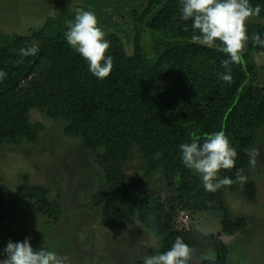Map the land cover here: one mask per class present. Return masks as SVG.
Instances as JSON below:
<instances>
[{
	"label": "trees",
	"instance_id": "1",
	"mask_svg": "<svg viewBox=\"0 0 264 264\" xmlns=\"http://www.w3.org/2000/svg\"><path fill=\"white\" fill-rule=\"evenodd\" d=\"M133 8L128 18L134 29L129 53L121 36L105 32L106 55L113 68L104 79L88 71L85 60L65 41L67 25L49 20L29 38L0 36V140L36 142L42 125L31 122L37 109L50 118L66 122L65 135L81 139L102 168V182L93 194V205L105 207L112 227L123 228L132 216L162 238L150 255L166 251L182 237L190 249L212 246L216 259L203 264H227L228 246L213 235L175 228L180 211L224 209V188H237L256 199L257 186L246 173L257 166L252 153L254 132L264 133V84L253 80L251 55L264 50V24L245 21L249 39L239 61L229 65L231 82L220 79L227 59L219 41L207 47L192 41L191 21H181V0H147ZM259 6L264 20V0H249ZM187 26V31L185 30ZM1 39H4L3 41ZM31 41V44H29ZM36 48L35 54H24ZM23 50V51H22ZM224 131L235 148L234 167L220 169L218 178L229 177L230 185L206 191L201 176L186 168L179 145L216 131ZM145 162V175L162 171L167 189L177 191V200L167 204L154 197L135 177L125 171L134 147ZM246 177L243 183L237 175ZM32 201L48 220L59 222L63 205L51 201L48 188L22 183L14 191L0 190L1 210L19 208ZM243 218H239L241 223ZM237 220L225 215L224 233H231ZM244 225V224H243ZM139 264H143L140 262ZM188 264H193L189 259Z\"/></svg>",
	"mask_w": 264,
	"mask_h": 264
},
{
	"label": "rangeland",
	"instance_id": "2",
	"mask_svg": "<svg viewBox=\"0 0 264 264\" xmlns=\"http://www.w3.org/2000/svg\"><path fill=\"white\" fill-rule=\"evenodd\" d=\"M146 1L0 0V36L29 38L49 20L57 19L67 25L79 10H87L95 14L104 33L121 36L131 53L134 29L128 18L133 8H142ZM247 20L264 24L263 19L254 16ZM250 62L253 80L264 84V50L254 52ZM31 122L42 125L36 142L0 140V190L14 191L22 183L44 186L51 201L59 198L62 202V217L59 222L48 220L32 201L16 209L4 207L0 259L5 258L2 250L10 239L15 242L29 237L34 249L46 245L56 252L62 264L143 262V257L150 255L151 247L162 244V238L153 236L137 216H132L121 229L112 227L105 216V207L93 205L92 196L102 182L103 173L83 141L66 136V122L50 118L43 111L33 109ZM254 135L251 150L258 164L246 176L256 183V199L244 197L241 184L235 189L225 187L224 209L183 210L175 219V228L199 231L222 240L229 249L227 264H264V133L257 130ZM145 169L140 150L135 146L125 171L154 197L161 196L167 204L175 202L177 191L165 187L162 171L147 176ZM193 173L199 175L194 170ZM226 214L237 220L230 226L231 233L222 231ZM239 218H243L241 223ZM216 256L212 246L194 247L190 260L193 264H203Z\"/></svg>",
	"mask_w": 264,
	"mask_h": 264
},
{
	"label": "clouds",
	"instance_id": "3",
	"mask_svg": "<svg viewBox=\"0 0 264 264\" xmlns=\"http://www.w3.org/2000/svg\"><path fill=\"white\" fill-rule=\"evenodd\" d=\"M179 12L181 21H191L193 42L207 47L220 42L227 59L221 61L225 72L219 76L221 80L231 82L229 65L239 61V53L249 39L245 21L252 15H259L261 8H253L249 0H181ZM185 30H188L187 26ZM104 37L95 14L87 10H79L64 32L66 43L85 60L88 71L101 80L113 68L112 56L106 55L109 41ZM252 40L264 44L259 34ZM36 51V48H31L24 54H35ZM3 76L4 73L0 72V78ZM179 149L181 163L201 176L206 191H216L222 185L233 183L229 177L218 178L220 169L234 167L237 155L224 131L207 134L202 143L200 139L193 138L190 143H181ZM245 179L239 174L236 177L239 183ZM2 252L5 258L0 259V264H62L56 252L46 245L34 249L29 237L15 242L10 239ZM190 257L189 245L178 236L166 251L145 255L143 264H188Z\"/></svg>",
	"mask_w": 264,
	"mask_h": 264
},
{
	"label": "built area",
	"instance_id": "4",
	"mask_svg": "<svg viewBox=\"0 0 264 264\" xmlns=\"http://www.w3.org/2000/svg\"><path fill=\"white\" fill-rule=\"evenodd\" d=\"M180 221V223H182L181 221H183V219L181 218V220H179ZM186 221V220H185Z\"/></svg>",
	"mask_w": 264,
	"mask_h": 264
},
{
	"label": "crops",
	"instance_id": "5",
	"mask_svg": "<svg viewBox=\"0 0 264 264\" xmlns=\"http://www.w3.org/2000/svg\"><path fill=\"white\" fill-rule=\"evenodd\" d=\"M255 157V156H254Z\"/></svg>",
	"mask_w": 264,
	"mask_h": 264
}]
</instances>
